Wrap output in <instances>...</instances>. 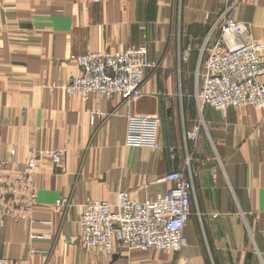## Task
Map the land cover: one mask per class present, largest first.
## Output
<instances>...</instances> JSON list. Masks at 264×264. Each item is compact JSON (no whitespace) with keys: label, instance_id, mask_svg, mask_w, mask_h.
<instances>
[{"label":"crops","instance_id":"crops-1","mask_svg":"<svg viewBox=\"0 0 264 264\" xmlns=\"http://www.w3.org/2000/svg\"><path fill=\"white\" fill-rule=\"evenodd\" d=\"M231 1L0 0V161L23 166L30 148L38 153L35 222L6 220L3 264H264V110L199 113L194 99L196 69ZM235 17L264 44V0L240 3ZM142 44L159 65L146 68L137 101H83L58 87L80 72L69 55ZM134 113L159 118V148L125 145ZM194 125L197 140L186 141ZM52 149L63 153L60 167L46 154ZM177 169L194 185L186 247L109 255L77 239L83 203H114L120 190L155 198Z\"/></svg>","mask_w":264,"mask_h":264},{"label":"built area","instance_id":"built-area-1","mask_svg":"<svg viewBox=\"0 0 264 264\" xmlns=\"http://www.w3.org/2000/svg\"><path fill=\"white\" fill-rule=\"evenodd\" d=\"M255 4L256 0H232L226 7L219 26V35L204 63L197 67L194 99L198 112L211 106L223 114L233 107L251 106L264 110V44L253 39L250 24L239 22L236 9L240 3ZM145 45L128 46L112 52L88 51L69 55L80 72L58 87L68 96L78 95L85 101L91 94L108 99L121 98L126 103L137 101L146 79V68L157 62L146 58ZM94 113L90 114L93 124ZM160 120L147 114H129L125 145L160 147ZM199 126L186 130L185 139L197 140ZM263 132V131H262ZM52 164L60 167L63 153L47 151ZM38 153L30 148L23 166L12 167L0 161V240L7 219H27L31 223L37 203L38 187L35 170ZM164 181L173 186L155 198L133 200L125 190L117 193L116 201L90 199L82 204L78 218L77 239L86 247H99L112 255L116 248L139 251H178L188 245L184 226L192 214L194 185L191 172L177 169L167 173ZM3 247L6 243L2 242ZM0 257V264L6 263Z\"/></svg>","mask_w":264,"mask_h":264},{"label":"rangeland","instance_id":"rangeland-1","mask_svg":"<svg viewBox=\"0 0 264 264\" xmlns=\"http://www.w3.org/2000/svg\"><path fill=\"white\" fill-rule=\"evenodd\" d=\"M196 85H197V79H196ZM196 85H195V86H196Z\"/></svg>","mask_w":264,"mask_h":264}]
</instances>
